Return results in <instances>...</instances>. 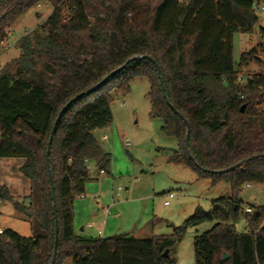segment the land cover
<instances>
[{
    "label": "trees",
    "instance_id": "trees-1",
    "mask_svg": "<svg viewBox=\"0 0 264 264\" xmlns=\"http://www.w3.org/2000/svg\"><path fill=\"white\" fill-rule=\"evenodd\" d=\"M45 2L50 14L15 41L19 55L0 71V158L23 159L19 172L30 193L14 207L32 230L29 238L3 230L0 264H171L178 230L142 240L87 238L73 229V202L89 181L87 161L95 159L103 172L110 161L93 132L112 121L110 93L127 94L138 78L149 82L150 117L176 141L171 161L229 184L230 199L214 201L211 213L197 209L184 223L215 221L194 238L195 264H264V206L244 213L247 233L234 225L242 187L264 184V71L246 79L238 72L260 65L264 45L242 53L237 65L232 60V37L254 33L253 4L264 0H0V48L7 30ZM258 35L264 38L263 27ZM136 56L156 61L164 95L148 60L131 61L111 76ZM60 113L47 166V142ZM0 200H11L1 186Z\"/></svg>",
    "mask_w": 264,
    "mask_h": 264
},
{
    "label": "rangeland",
    "instance_id": "rangeland-1",
    "mask_svg": "<svg viewBox=\"0 0 264 264\" xmlns=\"http://www.w3.org/2000/svg\"><path fill=\"white\" fill-rule=\"evenodd\" d=\"M50 12L51 5L41 3L7 30V39L0 48V71L12 65L19 55L15 41L36 30ZM257 18L254 33H238L232 37L235 65L239 64L242 53L259 44L264 45V38L258 36L264 17L257 15ZM260 49V65L248 63L238 68L243 79L264 71V49ZM148 93L146 78L135 79L125 95L115 91L110 93L112 121L93 132L98 146L109 154L110 161L104 173L99 175L96 160H88L92 180L85 185L84 197L78 199L84 204L73 203L74 229L78 234L83 227L85 237L97 238L100 223L101 238L128 234L142 240L172 236L178 230L180 238L170 254L171 264H195L194 238L210 230L215 221H206L193 228H184V223L197 209L211 213L214 201L230 199L229 184L223 180L214 184L213 178H199L193 169L171 161L172 152L177 149L176 141L162 134L159 119L150 117ZM126 143L130 146H125ZM22 164L21 158H0V186L11 196L10 201L1 200L0 227L29 238L32 237L30 222L14 207V203L26 204L30 193L29 181L19 172ZM168 193L173 195L172 199L167 200ZM238 198L241 214L234 225L238 234H244L248 231L244 210L264 206V184L244 185ZM165 201L169 202L168 206L164 205ZM113 209L119 214L113 213ZM106 210L110 213L106 214ZM89 214H99V217L91 220V216L86 217ZM87 222H93V228H86ZM62 264H72L71 259H65Z\"/></svg>",
    "mask_w": 264,
    "mask_h": 264
},
{
    "label": "water",
    "instance_id": "water-1",
    "mask_svg": "<svg viewBox=\"0 0 264 264\" xmlns=\"http://www.w3.org/2000/svg\"><path fill=\"white\" fill-rule=\"evenodd\" d=\"M141 60H148L149 62H151V63L154 65L155 70H156V73H157V77H158L159 86H160V89H161L162 94L164 95V87H163V80H162V71H161V69L159 68V66H158V64L156 63V61L153 60V59H152L151 57H149V56H136V57H133V58L129 59L128 61H126V63H125L124 65H122L121 67H119V68H117L115 71H113V72L111 73V76H113V75H115V74L121 72V71L126 67V65H127L129 62H131V61H141ZM94 90H95V89H91V90H89V91H88L87 93H85V94H89V93L93 92ZM80 96H82V95H80ZM165 101H166V104L170 106L168 100L165 99ZM70 103H71V102H70ZM70 103H68V104L66 105V107H67ZM66 107H64V108L62 109L61 113L65 110ZM170 107H171V106H170ZM61 113L57 116L56 120L54 121L53 127H52V129H51V133H50V136H49V139H48V142H47V150H46V164H47V166H48V155H49L50 145H51V142H52L53 134H54V132H55V130H56L57 122H58V120H59V118H60V116H61ZM185 144H186V146H188V134H187L186 139H185ZM242 165H243V163H239V164H237V165H234V166L228 168L227 170H225V171H223V172H225V173L231 172V171H233V170H236L237 168H240ZM51 200H52V203H53L52 208H53V215H54V218H55V243H54V250H53V257H52L53 260H54V258H55V251H56V243H57L58 228H57L56 212H55V205H54V189H53V186H52V185H51ZM113 213H116V210H115V209H113ZM163 257H165V258L168 257V251H167V250L164 251V253H163ZM226 258H227V255L224 254V255H223V259L225 260Z\"/></svg>",
    "mask_w": 264,
    "mask_h": 264
},
{
    "label": "built area",
    "instance_id": "built-area-1",
    "mask_svg": "<svg viewBox=\"0 0 264 264\" xmlns=\"http://www.w3.org/2000/svg\"><path fill=\"white\" fill-rule=\"evenodd\" d=\"M253 11H254V13H255V15L257 16H261V17H264V2H256V3H254L253 4ZM125 146H130V144L129 143H126L125 144ZM104 172L103 171H99V174H103ZM247 187L249 186V185H246ZM166 198H167V200H169V199H172L173 198V195L171 194V193H168V194H166ZM0 203H1V200H0ZM164 205L165 206H168L169 205V202L168 201H165L164 202ZM105 213L106 214H109L110 212L108 211V210H106L105 211ZM244 213H251V209H249V208H246L245 210H244ZM94 225L91 223V224H88V228H91V227H93ZM101 228H102V224H100L99 223V225H98V230H97V234L99 235V236H101L102 235V230H101ZM3 232V229L0 227V234Z\"/></svg>",
    "mask_w": 264,
    "mask_h": 264
},
{
    "label": "crops",
    "instance_id": "crops-1",
    "mask_svg": "<svg viewBox=\"0 0 264 264\" xmlns=\"http://www.w3.org/2000/svg\"><path fill=\"white\" fill-rule=\"evenodd\" d=\"M260 27H263V28H264V21H263V23L260 24ZM258 36H259V35H258ZM259 37H260V36H259ZM87 162H88V161H87ZM97 169H98V168H97ZM98 171H100V170L98 169ZM98 174H99V173H98ZM99 175H102V174H99ZM90 180H92V177H90V174H89V181H90ZM83 195H84V194H83ZM83 195L80 196V197H76V198L74 199V202H73L74 205H76V202H80V203L84 204L83 201H78L79 198L84 197ZM99 207H100L101 209L103 208L102 205H100V206L98 205V208H99ZM115 210H116V209H115ZM74 211H75V206L73 207V229H74V223H75V212H74ZM115 214H119V212L116 210V213H115ZM90 216H91V220H95V219H98L99 214H97V215H96V214H93V215H90V214H89V215L86 216V217H90ZM97 221H98V220H97ZM91 223L93 224V222H87V224H86V228H88V224H91ZM91 228H93V227H91ZM91 228H89V229H91ZM74 232H75V234H77L76 231H75V229H74ZM84 233H85V230H84L83 227H81L80 232H79L77 235H80V236H82V237H85V236H84ZM102 235H103V234H102ZM102 235H101V236L98 235L97 238H101Z\"/></svg>",
    "mask_w": 264,
    "mask_h": 264
}]
</instances>
